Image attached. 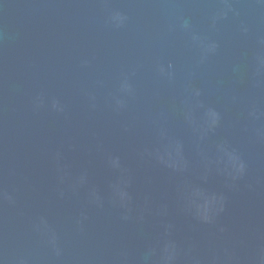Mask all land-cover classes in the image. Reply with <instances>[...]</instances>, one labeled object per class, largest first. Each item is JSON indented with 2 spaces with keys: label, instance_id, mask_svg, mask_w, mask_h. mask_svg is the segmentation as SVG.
<instances>
[{
  "label": "water",
  "instance_id": "water-1",
  "mask_svg": "<svg viewBox=\"0 0 264 264\" xmlns=\"http://www.w3.org/2000/svg\"><path fill=\"white\" fill-rule=\"evenodd\" d=\"M166 246L264 264V0H0V264Z\"/></svg>",
  "mask_w": 264,
  "mask_h": 264
},
{
  "label": "clouds",
  "instance_id": "clouds-1",
  "mask_svg": "<svg viewBox=\"0 0 264 264\" xmlns=\"http://www.w3.org/2000/svg\"><path fill=\"white\" fill-rule=\"evenodd\" d=\"M215 115V114H214ZM215 122V121H214ZM238 158L233 157L234 166L238 172H243L244 164L243 162L236 163ZM121 197L125 196V193L120 194ZM196 195L203 196V193L197 191ZM216 197L215 196H204V201L202 204H196L198 212L202 215V218L205 220L210 219L209 213L212 210V205L215 203ZM166 255L164 256L165 264H171V261L175 259V248L174 246H166L165 248Z\"/></svg>",
  "mask_w": 264,
  "mask_h": 264
}]
</instances>
